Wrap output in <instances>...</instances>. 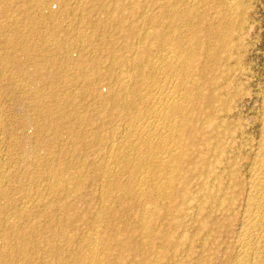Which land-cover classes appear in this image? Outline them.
Instances as JSON below:
<instances>
[{
  "label": "bare ground",
  "instance_id": "obj_1",
  "mask_svg": "<svg viewBox=\"0 0 264 264\" xmlns=\"http://www.w3.org/2000/svg\"><path fill=\"white\" fill-rule=\"evenodd\" d=\"M1 1L0 9L2 12L8 11V13H10L9 8L15 3L19 6L16 5V8L17 12L23 18L22 26L30 29L28 30L30 35L32 31H35L33 30L36 28L34 25H45L46 22H51V20H53L52 17L54 16L47 14V16H43L44 13L40 17L39 15L41 14H38L37 18V11L31 6V4L35 6L36 3L34 2V4L32 1L31 3L30 0ZM21 1L22 3L20 4L19 2ZM35 1L37 2L38 0ZM49 1L51 2H48V4L53 1L55 3L58 0ZM91 1L94 6L95 4L101 3H99L101 0L95 4L93 0ZM28 2L31 4L29 5ZM94 2L97 1L94 0ZM112 2L114 4L115 0ZM135 2V8L132 9L133 7H131L132 10L129 8L130 11L126 9V7H123L121 1L115 2L112 10H107L111 3H106L108 7L105 9V19L98 24L96 22L97 25L93 24L95 26H92L93 28L91 27V29H94V32L98 31L100 33L98 36L101 39L96 38L102 41L104 47L106 44L110 45L111 43L113 46L114 43L112 40L110 42V38L114 39L115 37L117 39L116 34V36H114V34L111 33L114 36L113 38L108 36L107 32L110 35L109 29L115 27L121 30L122 34H119H121L123 40V45L121 44L123 47L122 51L126 49L132 56L124 57L125 54H123V57H120L116 64L120 66V68L129 67V73H127V70L126 72L124 71L125 73L122 71L119 72L111 81L112 85H108V90H106L105 87V93L103 91L104 94L97 93V95L95 94V97L92 98L102 104V106L99 105L102 110H98V112L102 114L98 118V123H96L98 134L93 135L88 139V142L86 137L84 138V134H82L83 137L81 138L85 140L80 139L78 137L79 134L76 136L74 135L76 132L80 133V130L78 132L76 129L73 134V129L71 130L69 127V125H71L69 121L71 122V118L74 114H72L73 107L71 109L68 107L71 105L70 101L75 99H72V94H74V92L72 94L69 93L71 90V84H67L70 80L69 77H67L68 81L66 83H62L69 91H65L63 95H58L56 94L57 89L55 90V88H58L59 81L57 78L54 79V77L47 73L53 67L51 64L56 63V60L53 59L55 57L53 53L51 59L50 54V57L46 56L49 51L48 53L46 51L40 52L35 42H31V44L28 45L32 39L30 40V37V41L27 42L28 36L24 33L27 30L22 33H17L20 35L15 36L13 31L12 34H10L7 30L9 26L12 27L11 24L8 25L3 23L0 27V36L3 37L2 49L14 50L12 58L2 59L0 64L6 65L7 60L8 62L16 61V63L19 64L17 65L19 68L20 66L23 68L29 65L31 69V75L27 78L29 94H26V92L22 94L23 92L21 93L18 91V87L21 86L23 88L26 83V81H22L19 84L21 76H18L20 80H18L19 82L17 81L18 84H16V81H10V78V80H8V76L6 77V74H9L7 69L11 68L9 67L11 62L8 65L9 68L6 67L7 73L3 74L5 78L3 79V77L0 76V264H118V262H121L118 258L120 259V256L123 254L127 256V263L130 262L129 264H168V261L163 260V258L168 255L167 250L178 247L177 245L180 243L177 239L174 240L175 238L170 237L173 234L169 236L168 232H171L168 231V226L171 229L172 227H180L179 224L181 220L184 221L190 214H195L192 213V211H194V209H199L198 207L201 206L199 205V203H201V197L203 198V195H200V191L204 189L205 183L208 181L207 179H217V173L215 174L216 169L223 165V168L229 167L233 170V167L238 166L237 163H234V166L229 158H232L237 153L236 149L239 150V148H236L238 145H235L236 149L232 147L233 142L239 141L240 143V141L243 140V135H245V131L242 128L243 112L240 110V105L246 98L253 97L258 103V106L256 105L257 116L255 115L256 126H258V129H256L257 136H255L256 139L253 137L255 143L252 147L249 170L246 171L248 177L245 182L246 192L243 202L244 205L242 206L243 211L241 212L242 214L240 215L239 222L235 225L236 228L232 231L235 234L233 243L234 251L232 255H230L231 259H229V263L227 264H264V68L260 76V81L256 85L257 90L254 92L251 89V78L248 67V65L250 66L248 59L252 53H254V55L258 53L264 57V50H259L258 48L264 31L261 29L262 19L257 15L258 6L262 7V13H264V3L262 0H151L149 3L151 6L149 11L148 8L150 6H148V8L146 6L149 14L143 12L141 16V21L144 26L139 25L140 28L137 30L138 33L135 34L139 36V41L136 40L137 43L133 42V45L129 42L132 33H125L123 31V29H125V27H123V23H125L123 21L125 19L121 22V16L126 10L131 14H136L143 8V4L139 5V2H137V4ZM60 4L59 2L58 5ZM129 4L132 3L130 2ZM44 5L47 6L45 3ZM30 6L36 13V19L33 17L34 14L32 18L26 13L29 10L31 12ZM36 6L38 7V5ZM60 7H62V5ZM93 8L91 11H93ZM44 9L40 11L44 12ZM62 10L64 11V7ZM99 11L102 13L101 9ZM23 13L24 16H22ZM55 16L57 18L58 15ZM6 17H8V15H6ZM96 19H94V21ZM147 21L150 24H148V27L145 26ZM88 23L89 22H87V24ZM92 23H94L93 20ZM128 26L129 24L127 27ZM55 28L57 27L55 26ZM17 29L18 26L16 27V30ZM49 29L51 30V28ZM84 29L86 30V27ZM11 30L12 29H10V31ZM20 31H22V29ZM71 31L72 30H70V33ZM93 31H91L90 34L93 33ZM1 32L8 35L2 36L4 34ZM51 32L54 33L53 31ZM47 35L45 34V37H47ZM52 37L53 36H51V38ZM55 37L57 40V35ZM48 38L49 37H47V41L49 40ZM88 38L91 37L88 36ZM41 39L45 40L46 38L44 39V37H41ZM77 39L79 40L80 38ZM148 39H151L149 44L146 42ZM140 40L145 41L140 42ZM152 40L154 43L150 45ZM25 42L27 43L25 44ZM55 42L58 43L60 41L57 40ZM65 42L66 41H64V43ZM42 43L43 42H41V44ZM57 43H55V46H59L56 45ZM43 45L44 44H42V47ZM69 45L71 46L72 44ZM95 45L96 44H94V46ZM64 46L67 47L66 44ZM77 46L79 45L77 44ZM49 47L45 48L48 50L51 49L52 51L53 49ZM39 48L41 47L39 46ZM67 48L65 50H67ZM118 50L107 49L103 51H106L105 54L111 58L110 60L112 63L115 62L118 53H120ZM17 51L19 53L15 54ZM55 53L56 55L58 54L57 52ZM18 54L19 56H17ZM60 57L61 56H59V59H62L63 56ZM84 60L86 61V57ZM61 61H63V59ZM61 61L58 60L57 62ZM82 61L83 60H81V62ZM88 62L90 61L88 60ZM88 62L86 61L87 65ZM79 63L80 60H77L74 65L80 66L81 64ZM115 63L113 64L115 65ZM92 64H94V62ZM49 65H51L49 67L50 69L48 68L47 70L46 68ZM66 65L68 64L64 66ZM59 67L62 68L61 66ZM73 67L75 68V66ZM87 67L88 69L91 68L89 66ZM4 68L3 70H5ZM23 69H21V71ZM63 69H65V67ZM68 70L69 72L71 71V69ZM68 70H66V72ZM81 70L82 71L79 70L81 74L82 72H86V70ZM9 71L10 74H12L11 69ZM25 71H27V69ZM59 71L58 74L55 71L58 76ZM23 72H21L22 75L24 74ZM51 72L54 71H50V73ZM60 73H62V70ZM78 74L79 73L73 74L75 78L72 75L75 82L78 80L76 78ZM102 74L103 73H101L100 76ZM62 75H65V73ZM80 77L84 78L82 75ZM65 79L66 77L64 81ZM80 79L85 82V79ZM15 80L17 79L15 78ZM86 80L88 79L86 78ZM93 81L94 80L91 82ZM85 83L82 81V84ZM74 84L75 83L72 82V86L75 87L76 85ZM82 84H80V86ZM95 84H97V82ZM86 85L91 87L89 84ZM86 85L85 87L82 86L84 87V93L85 88L87 89ZM81 89L79 88L77 90L83 92V88ZM87 90L89 91V88ZM204 90H206V92L209 91L203 94ZM81 92L80 96L83 95ZM94 92L95 91H93V93ZM82 98H84V95ZM26 102L29 104L28 106ZM200 102L204 104L201 107ZM87 104L89 103L87 102ZM130 110H132L130 113L127 112ZM78 112L80 113V111ZM98 112H96L97 115L99 114ZM81 114L82 112L79 114V117H81ZM82 115L84 116L85 114L83 113ZM83 116L81 118H83ZM114 117L115 119L119 117L117 121L123 122V128L120 134H117L116 132L118 131H115L117 129L115 125H117V123L115 124V121L112 123V118ZM107 120L111 121L109 125L112 126V124H115L113 126H115L116 129L114 130L115 133L108 129L112 133L110 132L104 135V133L106 134V132H104L105 130L103 131L99 128L102 129V127L106 126L105 124L110 122ZM76 125L79 128L78 124ZM84 126L86 129V127L90 128L92 124L86 123ZM118 126H120V124ZM255 128L256 127L253 129ZM86 132L90 133L88 130ZM60 134L65 135V141L64 143L60 142L63 146L61 145V149L58 147L59 150H56ZM246 134L248 135V133ZM61 138V141L64 140ZM245 138L247 137L245 136ZM251 139L247 140L250 142L252 141ZM91 141L93 143H99L101 149L98 148L99 150L92 151L89 155L87 152H84V154L88 156L85 159L83 155L84 158L82 159H85V161H83L84 163L82 162L79 164L75 161L78 163L76 164L77 167L76 165L73 168L71 167L73 169V171L71 170L72 172H74V168L76 167L77 173L76 170L74 172L75 174L71 173V171L69 172L68 166L70 167L71 165L68 161L66 162V157H68V155L70 156V150L76 152L78 146H80V149H84L87 143L93 144ZM91 144L90 147H93ZM239 147L241 148V145ZM250 148H247L248 150L246 149L245 152L249 151ZM73 155H75V153H73ZM235 156L237 157V155ZM59 158H61L60 161L62 162H59L60 165L57 166V160L59 161ZM73 158L71 160L69 158L70 162H74ZM242 158L244 159V157ZM235 159L236 158H234L233 161L236 162ZM67 164L69 165L67 166ZM231 165H233V167H231ZM240 165H242V163ZM87 167H94L95 170H97L96 176L92 172L91 173L95 176L93 178V183H98V193L96 196L98 202L94 212L86 218L80 216V212L75 208L76 201L74 200L75 202H71L68 201V199L71 197V194L72 197L75 194L74 198L77 199L81 195L80 191L82 186H84L82 184L84 183V179H82L84 176L83 170L86 169L88 172ZM91 170L93 172L95 171L92 168ZM237 170L240 171V169ZM221 171L223 172V170ZM227 171L229 172V169ZM230 172H232L231 169ZM240 173V176H246V174L242 175V171ZM219 176L220 175H218V178ZM226 176L228 177L227 174ZM237 176L239 177L238 174ZM227 177L226 180L228 179ZM88 178L85 176V181ZM233 179L236 181L234 177ZM212 180L210 179V181ZM217 180L219 181V179ZM178 183H180L179 186L176 185ZM209 183L212 184V182ZM219 185L220 184H217L216 187ZM236 185H239V183H235L234 186ZM222 186L224 191V184ZM94 187H97V185H94ZM191 187L195 188L197 193L191 194V191H194ZM218 188L219 187L216 189L218 190ZM87 189L85 188V190ZM209 191L210 189H208V192ZM216 193L219 192L216 191ZM239 193L241 192H238V196ZM202 194L205 193L202 192ZM227 194L228 193L225 192V195ZM212 197L208 196L206 198L211 199ZM79 200L81 201V199ZM121 202H126V207H117ZM217 202L218 200L216 201V206L218 205ZM123 203L120 205L122 206ZM224 203L223 200V202L219 204L218 211H220V213L224 210H230V208H228L229 206L227 207ZM114 204H117V206H115L117 208L114 207ZM208 204L209 206L211 205V203ZM229 204L231 205L232 202ZM89 206L92 207L91 205ZM216 206H214V208ZM90 207H88L89 210ZM196 207L198 209H196ZM201 208L203 207L201 206ZM207 208L208 206L205 209ZM86 209L83 212H85ZM176 209H178V212L172 213ZM232 210L231 208L229 212ZM199 212L200 213L197 212L198 217L203 218L204 215L201 210ZM232 213H230V215H232ZM120 217H125L129 221L131 220L130 224H127V227L124 223V225L121 224L124 227L119 225L116 226L117 222L112 224L113 220L116 218L120 222ZM208 217L207 215V219ZM188 220H190V218H188L187 221ZM204 220L199 221L203 223ZM214 220L212 221L214 222ZM55 221L60 222L59 225L61 228L57 227L60 230L54 229L56 227L54 224ZM206 222L207 220H205V226ZM196 224L197 221L195 225ZM212 225L211 223V226ZM71 226H79V228L84 226L85 231L81 234L68 233L66 228ZM196 226H198V224ZM199 227H202L199 233L203 236H207L211 233V228L204 226ZM196 229L198 228H195V230ZM76 230H74L75 233H80L82 229H78L80 232H76ZM122 230L127 232L130 231L132 238L130 240L121 238L119 233L121 235L124 234V232L121 233ZM71 232L73 233L72 230ZM182 233L186 234V231ZM175 237L178 238L176 235ZM194 239L195 238H193V240ZM197 239L199 240V238ZM189 240H191V238ZM185 241H188V239ZM189 243L183 245H187V247L190 248L191 244ZM159 248L165 249L160 251ZM185 250L181 249L180 251H175L173 249L172 251L175 252L173 253L170 251V253H173H171V255H173L171 257L177 258L181 253H185ZM188 252H190V250ZM201 253H203L202 249ZM198 255L199 253L197 257H200ZM182 257L180 258L181 261L186 258ZM116 260L118 261L117 263L115 262ZM194 260L196 261V259ZM170 261L169 264H172L173 262L170 263Z\"/></svg>",
  "mask_w": 264,
  "mask_h": 264
},
{
  "label": "rangeland",
  "instance_id": "obj_2",
  "mask_svg": "<svg viewBox=\"0 0 264 264\" xmlns=\"http://www.w3.org/2000/svg\"><path fill=\"white\" fill-rule=\"evenodd\" d=\"M1 1V0H0ZM34 3H36V5H38V7L35 5V6H33L31 3L32 2ZM53 1V0H52ZM62 1V2H61ZM91 1V0H90ZM89 0H64V3H63V0H58V1H56L55 3H54V1L52 2V3H50V4H48V2H51V1H49V0H38L37 2L34 0H30V2H28V4L30 5L31 4V6H32V8L34 7L35 8V11H37L36 13H37V15H36V13H35V11H33L32 10V8H31V6H30V8H31V12H30V10L29 11H27L26 13H27V15L28 16H30V17H32L33 16V14H34V18L36 19V17L38 16V14H41V15H39V17L40 16H42L43 15V13H44V15L43 16H47V15H51V16H54V17H52L53 18V20H54V23H53V20H51V22L49 21V22H46V24L45 25H38V24H36V25H34V27H36V28H34L33 30H35V31H32V36L29 34V32H28V30H30L29 28H25L24 26H22L23 25V18L21 17V15L17 12V8H16V3L14 4V5H11L10 6V8H9V12L10 13H8V11L6 12V11H4V12H2V10L0 9V27L2 26V24L3 23H5V24H8V25H10L11 24V26L13 27H8V31L10 32V34H12V31L15 33L14 35L16 36V35H20V34H17V33H22V32H24V31H26V32H24L25 33V35L26 36H28V41L27 42H29L31 39V41H30V43H28V45L29 44H31V42H35V44H36V46L38 45V49L40 50V52H47L48 53V51H49V53H48V55L46 54V56L48 57L49 56V54H50V58L52 59V53H53V55L55 56L53 59H55L56 60V63H54V64H51L53 67V69L51 68H49L51 65H49L46 69L48 70V68L50 69L47 73L49 74V75H51L52 77H54V79L55 78H57V80L59 81L58 82V88L56 87L55 88V90H56V94H60V95H63L64 93H65V91H69L68 89H66L65 88V85L64 84H62V83H66L67 81H68V79H67V77H69V83L67 82V84H71L70 86H71V90L69 91V93H73L74 92V94H72V99H74V100H72V101H70V103H71V105H69V107L68 108H72V111H73V113L72 114H74V116L71 118V122L69 121V124H71V125H69V127H70V129L72 130V132H73V134H74V132H75V130L76 131H78L79 132V130H80V133H77L76 132V134H74L75 136L76 135H78L79 134V138L80 139H84L85 137H86V140H87V142H88V139H90L93 135H95V134H98V129H97V127H96V123H98V118L100 117V115L102 114V113H99L98 112V110L100 111V110H102L101 109V107H99V105H101L102 106V104H100L98 101H95V99H92V98H94L95 97V94L97 95V93H100V94H104L105 93V87H106V90H108L107 88L109 87L108 85H112L111 84V81L114 79V77L116 76V75H118L119 74V72H126V70H127V73H129V71H130V68L128 67H121L122 68V70H121V68H120V66H118V65H116L117 63H118V59H120V57H123V54H125L124 55V57H130V56H132V54L130 53V52H127V50L126 49H124L123 51H122V49H123V47H122V45H123V40H122V38H121V30H119V29H116L115 27H111L109 30H110V35H109V33L107 32V34H108V36H110V37H114V36H116L117 35V39H119V37H120V39L119 40H117L115 37H114V39H111L110 38V42H111V40L113 41V46H112V43L109 45V44H106L105 45V47H104V45H102V41L101 40H99V39H97V38H100L98 35H100V33L97 31V32H94L93 30L94 29H91V27L93 26H95V25H97L98 23H100V22H102L104 19H105V16L106 15H104V13H105V9H107V5H106V3H108V4H110V6L108 7V9L107 10H112V8H113V5L115 4V2H117V1H121V3L122 2H124V3H122V5H123V7H126V9H128L129 10V8H130V10H132V9H134L135 7H134V2H135V0H115V2H114V4H113V2L112 1H114V0H101V1H99V0H96L97 2H94V0H93V3L95 4V3H98V1H99V3L100 4H95V6L92 4V1L90 2ZM109 1V2H108ZM150 1L151 0H136V4H137V2H139V5H142V7L143 8H141L140 9V11L138 12V13H134V14H131V13H129V11H125L123 14H122V16H121V22L123 21V22H125V23H123L122 25H123V27H125V29H123V31L125 32V33H128V32H131L132 33V37H130V39H129V42L131 43V44H133L134 45V43H137L136 42V40L137 41H139V36L137 35H135V34H137L138 33V28H140V26H144L143 24H142V19H141V16H142V13L144 12V13H147V14H149V12H147V8H148V6H150L149 5V3H150ZM2 2V1H1ZM0 2V3H1ZM59 2L61 3L60 5H58L59 4ZM103 2V3H102ZM132 3V4H129V3ZM262 2L264 3V1L262 0ZM20 4L22 3V1L21 2H19ZM34 3V4H35ZM44 3L45 4H47V6L46 5H44ZM63 3V4H62ZM69 3V4H68ZM127 3H128V5H127ZM66 4V5H65ZM106 6H105V5ZM147 4V5H146ZM62 5V7H60ZM64 5V6H63ZM103 8V7H106V8H101L100 6ZM18 6V5H17ZM43 6H45V7H43ZM68 6V7H67ZM130 6V7H129ZM146 6H147V8H146ZM211 6V5H210ZM19 7V6H18ZM41 7V8H40ZM59 7H60V9H59ZM63 7H64V11L62 10L63 9ZM93 8V11H91V9ZM97 7V8H96ZM99 7V8H98ZM131 7H133L132 9H131ZM7 8V9H8ZM45 8V9H44ZM50 10H49V9ZM96 8V9H95ZM151 8V6L148 8V11H149V9ZM212 8V7H211ZM261 8V9H260ZM6 9V10H7ZM44 9V12L43 11H40V10H43ZM48 9V10H47ZM69 9V10H68ZM85 9V10H84ZM101 9V12L102 13H100V10ZM145 9H146V12H145ZM259 9V10H258ZM12 10V11H11ZM13 10H14V12H13ZM67 10V11H66ZM59 11V12H58ZM62 11V12H61ZM69 11V12H68ZM11 12H13V13H11ZM47 12V13H46ZM48 12H49V14H48ZM54 12V13H53ZM56 12H57V14H56ZM89 12V13H88ZM91 12V13H90ZM263 12V10H262V7H260V6H258V8H257V15H258V17H260L261 19H262V26H261V29H262V31H264V21H263V19H264V13H262ZM8 13V14H7ZM18 13V14H17ZM52 13V14H51ZM60 13V14H59ZM69 13V14H68ZM95 13V14H94ZM262 13V14H261ZM47 14V15H46ZM72 14V15H71ZM99 14V15H98ZM106 14V13H105ZM141 14V15H140ZM6 15H8V17H6ZM10 15V16H9ZM17 15V16H16ZM35 15H36V17H35ZM55 15H58L57 16V18H56V16ZM71 15V16H70ZM77 15V16H76ZM89 15V16H88ZM22 16H24V13L22 14ZM74 16V17H73ZM127 16V17H126ZM140 16V17H139ZM32 17V18H33ZM89 17V18H88ZM123 17V18H122ZM126 17V18H125ZM131 17V18H130ZM16 18V19H15ZM38 18V17H37ZM97 18V19H96ZM8 19V20H7ZM10 19V20H9ZM11 19H12V22H11ZM88 19V20H87ZM94 19H96L95 21H94ZM22 20V21H21ZM92 20H93V22L94 23H92ZM137 21V22H136ZM10 22V23H9ZM13 22H14V24H13ZM87 22H89L88 24H87ZM96 22H97V24H96ZM148 22V21H147ZM146 22V25L145 26H147L148 27V24H149V22L147 23ZM92 23V24H91ZM132 23V24H131ZM135 23V24H134ZM18 24V25H17ZM93 24H95V25H93ZM129 24V26L127 27V25ZM48 25V26H47ZM52 25V26H51ZM89 25V26H88ZM140 25V26H139ZM150 25V24H149ZM18 26V29L16 30V27ZM44 26V27H43ZM55 26L57 27V28H55ZM62 26V27H61ZM131 26H132V29H134V30H132L131 29ZM21 27V28H20ZM46 27H47V29H46ZM86 27V30L84 29ZM92 27V28H93ZM130 27V28H129ZM44 28V29H43ZM49 28H51V30L49 29ZM64 29V31H63V29ZM89 29V31H88V29ZM113 28V29H112ZM10 29H12L11 31H10ZM15 29V30H14ZM22 29V31H20V30ZM44 30V32H43V30ZM54 29H55V31H54ZM83 29V30H82ZM117 31H116V30ZM130 29V30H129ZM19 30V31H18ZM41 30V31H40ZM49 31V33H48V31ZM67 30V31H66ZM70 30H74L73 32L71 31V33H70ZM81 31V33H80V31ZM85 30V31H84ZM108 30V31H109ZM115 30V31H114ZM118 30H119V32H118ZM51 31H53L54 33H52ZM58 33H57V32ZM66 31V32H65ZM69 31V32H68ZM91 31H93V33H91L90 34V32ZM5 32H7V31H5ZM8 32V33H9ZM28 32V33H27ZM46 32V33H45ZM61 32H62V34H61ZM65 32V33H64ZM79 33V35H81V36H79L78 35V33ZM82 32H85V33H87V34H85V33H82ZM134 32V33H133ZM1 33H3V32H1ZM23 33V34H24ZM51 33V34H50ZM60 33V34H59ZM68 33V34H67ZM77 33V34H76ZM114 34V36L112 35V34ZM119 33H121V34H119ZM169 33H170V31H169ZM4 35H2V36H5V35H8V34H6V33H3ZM44 34V35H43ZM45 34L47 35V37H49L48 39V41H47V37H45ZM74 34V35H73ZM75 34H76V36H75ZM83 34V35H82ZM116 34V35H115ZM57 35V40L58 41H60V42H55V41H57L56 40V36ZM65 37H64V36ZM112 35V36H111ZM120 35V36H119ZM170 35H171V33H170ZM51 36H53L52 38H51ZM88 36L89 37H91V38H88ZM119 36V37H118ZM31 37V38H30ZM41 37L43 38L44 37V39L45 40H43V39H41ZM63 37V38H62ZM73 37H76V38H73ZM97 37V38H96ZM29 38H30V40H29ZM71 38V39H70ZM77 38H80L79 40L77 39ZM87 38V39H86ZM2 39H3V37H1L0 36V61H2V59H4V58H6V59H10V58H12V56L14 55V53H13V49H2ZM35 39H37V40H35ZM52 39V40H51ZM53 39H54V43H53ZM62 39H63V46H62ZM75 39V40H74ZM86 39V40H85ZM88 39H89V41H88ZM101 39V38H100ZM42 40V41H41ZM72 42H71V41ZM96 40V41H95ZM150 40L151 39H148V40H146V42L149 44V42H150ZM37 41V42H36ZM45 41H46V44H45ZM51 41V42H50ZM64 41H66L65 43H64ZM85 41V42H84ZM98 41V42H97ZM118 41V42H117ZM145 41V40H144ZM144 41H142V40H140V42H144ZM260 46H258V48H259V50H264V32L262 33V36H261V39H260ZM27 42H25V44L27 43ZM41 42H43L42 44H44L43 45V47H42V44H41ZM74 42V43H73ZM134 42V43H133ZM55 43H57L56 45H59V46H55ZM76 43V44H75ZM98 43H99V46H98ZM109 43V42H108ZM117 43V44H116ZM153 43H154V41L152 40L151 41V43H150V45H153ZM49 44V45H48ZM54 44V45H53ZM66 44V46L67 47H69V48H67V47H65L64 45ZM68 44V45H67ZM69 44H72L71 46L69 45ZM77 44L79 45V46H77ZM94 44H96L95 46H94ZM116 44V45H115ZM122 44V45H121ZM101 45V46H100ZM107 45H108V47H107ZM121 45V46H120ZM20 46V45H19ZM39 46L42 48V50H41V48H39ZM46 48H48L49 46V48H52L53 50L51 51V49H46ZM52 46V47H51ZM82 46V47H81ZM89 46V47H88ZM57 48V51H56V48ZM60 47V48H59ZM115 47V48H114ZM121 47V48H120ZM55 48V49H54ZM63 48V49H62ZM67 48V50H65ZM88 48H91V49H93V50H91V49H88ZM105 48H107V49H116V50H118V48H119V50H118V52H120V53H118V56L116 57L117 59L115 60V62H112L111 63V58L110 57H108L105 53H106V51H103V50H107V49H105ZM1 49H2V51H1ZM103 49V50H102ZM61 50H62V52H61ZM65 50V51H64ZM5 51H6V53H5ZM67 51V52H66ZM93 51V52H92ZM96 51V52H95ZM121 51H122V53H121ZM3 52V53H2ZM55 52H57L58 54L56 55V53ZM63 52H64V54H63ZM66 52V53H65ZM3 55H2V54ZM16 53H19L18 51L17 52H15V54ZM59 53H61V54H59ZM68 53V54H67ZM13 54V55H12ZM82 54V55H81ZM7 55V56H6ZM42 55V54H41ZM66 55V56H65ZM105 55V56H104ZM3 56V57H2ZM17 56H19V54L17 55ZM59 56H63L62 57V59H63V61H61L62 59H59ZM69 56H71V57H69ZM82 56V57H81ZM86 57V61L88 62V60L90 61V62H88V65H87V63H86V61L84 60V58ZM60 57V58H61ZM80 57H81V59H80ZM84 57V58H83ZM105 57V58H104ZM119 57V58H118ZM258 57V58H257ZM263 58V59H261V58ZM16 58H19V57H16ZM94 58V59H93ZM99 58V59H98ZM67 59H69V60H71V61H69V60H67ZM75 59V60H74ZM88 59V60H87ZM261 59V60H260ZM61 61V62H57V61ZM77 60H80V63L79 64H81L80 66L79 65H74V63L76 64V62H77ZM81 60H83L82 62H81ZM96 60V61H95ZM98 60V61H97ZM67 61H69V62H67ZM75 61V62H74ZM110 61V62H109ZM11 62V63H10ZM10 62H8V60H7V64L6 65H1L0 66V76L1 77H3V76H5V75H3V74H6L7 72H9V74H6V77L8 78V80H10V81H16V84H18V82L20 81L19 80V77L21 78V81L19 82V84L23 81V82H25L26 81V83L24 84L25 85V87H18V91L19 92H23L22 94H25V92H26V94H29V85H28V81H27V78H29L30 77V75H31V69H30V66L29 65H26V66H24L23 68H21L22 66H20V68L17 66V65H19L18 63H16V61H10ZM14 62V63H13ZM66 62V63H65ZM94 62V64H92ZM98 62V63H97ZM248 62L250 63V66L248 65V67H249V75H250V78H251V89H252V91H256L257 89H256V85L258 84V82L260 81V76L262 75L261 73H262V70H263V68H264V63H261V62H264V57H262L260 54H258V53H255V55H254V53H252L250 56H249V59H248ZM252 62V63H251ZM9 63H10V65H9ZM63 63V64H62ZM85 63V64H84ZM102 63V64H101ZM113 63H115V65L113 64ZM14 64V65H13ZM65 64H68V65H66V66H64ZM83 64V65H82ZM98 64H99V66H98ZM113 64V65H112ZM263 65V67H262V65ZM8 65H9V67H11V68H9L8 67ZM85 65V66H84ZM89 66V67H91V68H89L88 69V67L87 66ZM96 65H97V67H96ZM5 68H4V67ZM12 66H13V68H12ZM28 66H29V68H28ZM59 66H61L62 68H60ZM65 67V69L66 70H68V69H71V71L69 72V70L66 72V70L65 69H63L64 67ZM68 66V67H67ZM73 66H75V68L73 67ZM82 66V67H81ZM6 67H8L9 69H7ZM26 67V68H25ZM74 69H73V68ZM250 67H251V70H250ZM2 68V69H1ZM3 68L5 69V70H3ZM60 68V69H59ZM83 69V71H85L86 70V72H82V74H81V72L80 71H82L81 69ZM86 68V69H85ZM99 68V69H98ZM118 68H120V69H118ZM125 68V69H124ZM6 69L8 70L7 72H6ZM11 69V73L12 74H10V70ZM21 69H23L24 70V72H23V70L21 71ZM27 69V71H25ZM80 71H79V70ZM92 69V70H91ZM253 69V70H252ZM4 72H3V71ZM62 70V73H60V71ZM65 70V71H64ZM77 70V71H76ZM101 70V71H100ZM107 70V71H106ZM110 70V71H109ZM50 71H56L57 72V74H58V71H59V76L61 75L62 77H66V79H65V81H64V78H62L61 76L59 77L57 74H56V72L54 73V72H51L50 73ZM76 71V72H75ZM88 71V72H87ZM90 71H91V73H90ZM98 71V72H97ZM115 71V72H114ZM3 72V73H2ZM21 72H23L24 74L22 75V73ZM79 73V74H81L82 76H84V78L83 77H80L81 75H76V78L78 79L76 82H75V75H73V74H75V73ZM108 72V73H107ZM124 72V73H125ZM14 73V74H13ZM21 73V74H20ZM54 73V74H53ZM65 73V75H62V74H64ZM68 73H70V74H68ZM83 73H88V74H83ZM101 73H103V74H105V75H101L100 76V74ZM107 73V74H106ZM18 74H20V75H18ZM67 74V75H66ZM10 75V76H9ZM11 75H12V77H11ZM71 75V76H70ZM72 75H73V77H72ZM90 75V76H89ZM107 75V76H106ZM19 76V77H18ZM59 77V79H58V77ZM79 76V77H78ZM86 76H88V77H86ZM92 76V77H91ZM99 76V77H98ZM105 76V77H104ZM96 77H98V78H96ZM105 79H104V78ZM109 77V78H108ZM5 77H3V79H4ZM6 78V79H7ZM10 78V79H9ZM15 78L17 79V80H15ZM62 78V79H61ZM73 78V79H72ZM80 78H82V79H85V82H84V80H82L83 81V83H85V84H82V81H81V79ZM86 78L88 79V80H86ZM100 78H102V79H100ZM259 78V79H258ZM14 79V80H13ZM60 79H61V81H60ZM19 80V81H18ZM92 80H94L93 82H95L96 80H98L99 81V84H98V81H96L97 82V84H95V83H93V82H91ZM101 80V81H100ZM18 81V82H17ZM64 81V82H63ZM88 81H89V83H88ZM108 81H109V84H108ZM72 82L73 83H75L74 85H76L75 87L74 86H72ZM92 84H91V83ZM255 82V83H254ZM27 84V85H26ZM66 84V85H67ZM79 84V85H78ZM80 84H82L81 86H80ZM86 84H89V85H91V87H89L88 85H86ZM94 84V85H93ZM85 85H86V87H87V89L89 88V91L85 88V93H84V87H85ZM95 85H96V87H95ZM82 86H84V87H82ZM94 86V87H93ZM98 86H100V87H98ZM72 87H73V90H72ZM20 88V89H19ZM21 88H22V91H21ZM25 88V89H24ZM27 88V89H26ZM75 88V89H74ZM81 89V88H83V92H81L82 91V89H81V93L84 95V98H82L83 97V95L82 96H80V92L77 90V89ZM255 88V89H254ZM9 89H10V87H9ZM54 89V88H53ZM100 89V90H99ZM23 90H26V91H23ZM60 90V91H59ZM87 91V92H86ZM93 91H95L94 93H93ZM97 91V92H96ZM103 91H104V93H103ZM209 91V90H208ZM207 91V92H208ZM57 92H59V93H57ZM90 92V93H89ZM107 92V91H106ZM206 92V90H204L203 91V94H205V93H207ZM88 93H89V95H88ZM93 94H94V96H93ZM76 95V96H75ZM85 95H87V96H85ZM86 97V98H85ZM92 99V100H91ZM87 102L89 103V104H87ZM251 102V103H250ZM73 103V104H72ZM244 103V104H243ZM240 106V110L243 112L242 114H243V122H242V128L244 129V131H245V135H243L244 137H242L243 138V140H241L240 141V143H239V141L238 142H233V144H232V147L234 148V149H236V148H239V150L238 149H236V154L235 155H237V157L235 156H233L232 158H229L230 160H231V163L235 166V164L237 163V165L238 166H236V167H233V165H231V167H233V170H232V168H226V167H224L223 168V165L220 167V168H218V169H216L215 171V174H216V176H217V179H219V181L217 180V179H214V180H212V178H210L212 181H210V179H207L208 181L205 183V187H204V189H201L202 191H200V195L202 196L203 195V198L201 197V200H200V202L201 203H199V205H201L203 208H201V206H199L198 208L201 210V212H202V214L204 215L203 216V218H200V217H198V214H197V212L198 213H200L199 211V209L196 207V209H198V210H195L194 209V211H192V213H195V214H190V216L188 217V218H190V220H188L187 221V219H185L184 221L183 220H181L180 221V227H172V229L171 228H169V226H168V231H170L171 233H169L168 231V234H169V236L171 235V234H173V235H171L170 237L171 238H175L174 240H178L180 243H179V245H177L178 247H175V248H172V249H168L167 251V257H165V258H163V260L164 261H168V264H169V261H170V263L171 262H173L172 264H195V263H197V264H227V263H229V259H231L230 258V255H232V253H233V251H234V236H235V234H234V232H232L233 231V229L234 228H236V224L239 222V219H240V215L242 214L241 212L243 211V205H244V197H245V192H246V190H245V182H246V180H247V177H248V173L246 172V171H248L249 170V163H250V158L252 157V147H253V145H254V143H255V141L253 140V137H254V139H256V137L255 136H257V130L256 129H258V126H256L257 125V123H256V121H255V118H256V116H257V106H258V103H257V100L253 97V98H246L245 100H244V102H243ZM250 103V104H249ZM26 104H27V106L29 105L27 102H26ZM200 104H201V102H200ZM199 104V105H200ZM77 107H76V106ZM204 104H201L200 105V107L201 106H203ZM257 105V106H256ZM71 106V107H70ZM252 106H253V108H252ZM249 107V108H248ZM251 107V108H250ZM96 108V109H95ZM98 108V109H97ZM103 108V107H102ZM256 108V109H255ZM252 109V110H251ZM86 112H85V111ZM133 110V109H132ZM132 110H130V111H127V112H131ZM255 110V111H254ZM71 111V112H72ZM78 111H80V113L82 112V114L84 113L85 115L83 116L82 114L80 115L81 117L83 116V118H81V117H79V112ZM254 111V112H253ZM93 112H94V114H93ZM96 112H98L99 114L97 115V113ZM102 112V111H101ZM251 114H250V113ZM253 112V113H252ZM79 113V114H78ZM247 113V114H246ZM78 114V115H77ZM88 114V115H87ZM96 114V115H95ZM76 115V116H75ZM254 115V116H253ZM256 115V116H255ZM92 116H94L95 117V119H94V117H92ZM98 116V117H97ZM93 118V119H92ZM96 118H97V120H96ZM117 118V117H116ZM119 118V117H118ZM118 118L117 119H115V117L114 118H112V123L115 121V124L117 123V125H115V124H112V126L113 125H115L116 127H117V129H116V127L115 126H111V125H109V124H111V121L110 120H107V121H110L109 123H107V124H105L106 126H104V127H102V129L101 128H99L100 130H105L104 132H106V134L104 133V135H107V134H109L111 131L112 132H114V130L115 131H118V132H116L117 134H120L121 133V130H122V128H123V122H121V121H117L118 120ZM79 119H80V121H79ZM82 119H83V121H82ZM89 119V120H88ZM114 119V120H113ZM90 121V122H88V121ZM94 120H96V121H94ZM194 120V119H193ZM78 121V122H77ZM106 121V122H107ZM195 121V120H194ZM80 122V123H79ZM82 122V123H81ZM93 122V123H92ZM119 122V123H118ZM92 124V126L90 127V128H87L86 127V129H85V124ZM76 124H78V126H79V128L77 127V125ZM80 124V125H79ZM120 124V126H118ZM81 126V127H80ZM244 126H245V128H244ZM107 127V128H106ZM254 127H256L255 129H253ZM104 128V129H103ZM96 129V130H95ZM107 129V130H106ZM108 129H110V130H108ZM81 130H83V131H81ZM89 131L90 133H87L86 131ZM252 130V131H251ZM255 130V131H254ZM92 131V132H91ZM247 131V132H246ZM111 132V133H112ZM253 132V133H252ZM86 133H87V136H86ZM115 133V132H114ZM246 133H248V135L246 134ZM256 135H255V134ZM81 134V135H80ZM82 134H84V138H81V137H83V135ZM89 134V135H88ZM245 136L247 137V138H245ZM62 137V138H61ZM251 137H252V139H251ZM60 138L61 139H64L65 138V135H63V134H60V136H59V140H58V143H57V145H56V150H59L58 149V147H60L61 145L63 146V144H61L60 142H62V143H64V141H65V139L64 140H60ZM252 140V141H248V140ZM85 140V139H84ZM248 142H247V141ZM245 141V142H244ZM90 142V141H89ZM92 142V141H91ZM93 143V142H92ZM243 143H245V144H243ZM249 143V144H248ZM251 143V144H250ZM91 144V143H90ZM90 144L89 143H87V145H86V148H79L80 146H78L76 149V152H77V154H76V152H73L72 150H70V156L68 155V157L70 158V160L73 158V160H74V162L72 161V162H70V160H69V158L68 157H66V162L68 161L69 163H70V167L68 166L69 164H67V166H68V170H69V172L72 170L73 171V167L76 165V164H80V163H82L83 161H85V159L88 157L87 156V154L89 155L90 154V152H92V151H97V150H99V149H101V146H100V144L99 143H93V144H91L93 147H90ZM94 144H95V146H94ZM96 144H98V145H96ZM235 145H238L237 147L235 146ZM241 145V148L239 147ZM242 145H244L245 146V148H244V146H242ZM249 147H248V146ZM251 145V146H250ZM61 146V147H62ZM85 146V145H84ZM247 146V147H246ZM61 147H60V149H61ZM87 147H90V148H87ZM94 147H96V148H94ZM236 147V148H235ZM251 147V148H250ZM99 148V149H98ZM247 148H250L249 149V151H246L245 152V150L247 149ZM72 149V148H71ZM83 150H85V151H83ZM87 150V151H86ZM91 150V151H90ZM248 150V149H247ZM84 152H87V154L85 155L84 154ZM239 152V153H238ZM250 152V153H249ZM73 153H75V155H73ZM235 153V152H234ZM244 154H245V156H244ZM251 154V155H250ZM73 157H72V156ZM85 156V159H82V158H84V156ZM243 155V156H242ZM250 155V156H249ZM83 156V157H82ZM240 156V157H239ZM248 156V157H247ZM81 157V158H80ZM91 157V156H90ZM242 157H244V159L242 158ZM234 158H236L235 160H236V162L235 161H233L234 160ZM239 158H240V160H239ZM60 159L61 158H59V161L57 160V162H58V165L57 166H59L60 164H59V162L61 163L62 161H60ZM80 159V160H79ZM243 159V160H242ZM246 159H248V160H246ZM239 160V161H238ZM242 160V161H241ZM78 162V163H76V162ZM81 161V162H80ZM246 161V162H245ZM248 161V162H247ZM56 162V163H57ZM240 162V163H239ZM84 163V162H83ZM230 163V162H229ZM235 163V164H234ZM242 163V165H240ZM246 163V164H245ZM248 165V166H247ZM242 166V167H241ZM246 166V167H245ZM72 167V168H71ZM76 167H77V165H76ZM74 168V172H75V170L77 169V168ZM71 168V169H70ZM86 168V167H85ZM88 168V167H87ZM91 168L93 169V170H95V168L94 167H89L88 168V172L86 171V169H84L83 170V173H84V176H83V178L82 179H84V183H82L84 186H82V188H81V195L79 196V198L77 199V198H74L75 197V194H74V196L72 197V194L70 195L71 197H69V199H68V201H71V202H75L76 203V206H75V208L80 212V216H84V217H89L90 215H91V213L92 212H94V209H96V207H97V202H98V199L96 198V196H97V191H98V183L96 184L95 182L93 183V178L97 175L96 174V171L97 170H95L94 172L91 170ZM223 168V169H222ZM248 168V169H247ZM219 169H221V170H223V172L221 171V170H219ZM229 169V172H230V169H231V171L232 172H234V173H232V172H228L227 170ZM237 169H240V171H238ZM246 169V170H245ZM226 170V171H225ZM234 170H236V171H234ZM71 171V173H74V172H72ZM86 171V172H85ZM219 171V172H218ZM225 171V172H224ZM238 171V172H237ZM242 171V175H244V174H246V176L244 175V177L243 176H240L241 175V172ZM245 173H244V172ZM95 175H93L92 173ZM76 173H77V170H76ZM85 173H86V175H85ZM92 176H90L89 174ZM220 173V174H219ZM236 173V174H235ZM240 173V174H239ZM75 174V173H74ZM226 174L228 175V177L226 176ZM232 174V175H231ZM237 174L239 175V177L237 176ZM218 175H220L219 176V178H218ZM234 175V176H233ZM236 175V176H235ZM85 176H86V178H88V179H86V181H85ZM88 176V177H87ZM228 178L227 180H226V177ZM233 176L235 179H236V181L233 179V177L231 178V177ZM231 178V180H230V178ZM237 177V178H236ZM246 178V179H245ZM224 179V180H223ZM234 180V182L237 184V183H239V185H236V186H234L235 185V183L233 182V180ZM239 179V180H238ZM244 181H242V180ZM221 180V181H220ZM226 180V181H225ZM225 181V182H224ZM229 183H228V182ZM83 182V181H82ZM89 182H90V184H89ZM209 182H212V184L211 183H209ZM218 182V183H217ZM221 182V183H220ZM241 182H243V183H241ZM224 184V186H225V188H224V191H223V184ZM226 183V184H225ZM231 183V184H230ZM232 183H234V184H232ZM217 184H220L219 186H217V187H219L218 188V190L216 189L217 187H216V185ZM240 184H242V185H240ZM94 185H97V187H94ZM177 186H179L180 185V183H178V184H176ZM212 185H214L215 186V188H214V186H212ZM228 185H229V188H228ZM89 186V187H88ZM93 186V187H92ZM192 186V185H191ZM221 186V187H220ZM241 186V187H240ZM242 186H243V188H242ZM87 187H88V189H87ZM91 187V188H90ZM209 187V188H208ZM85 188L87 189V190H85ZM194 191H191V194H195V193H197L196 191V189L195 188H193V187H191ZM242 190H241V189ZM208 189H210V191L208 192ZM213 189H216V190H213ZM228 189V190H227ZM232 189H233V192H232ZM240 189V190H239ZM90 190V191H89ZM204 190V191H203ZM88 191H89V193H88ZM216 191H218L219 193H216ZM242 191H243V193H242ZM94 192V193H93ZM202 192H204L205 194H202ZM223 192V193H222ZM225 192L226 193H228L227 195H225ZM231 193V195H230V193ZM238 192H241V193H239V196H238ZM90 193H91V195H90ZM94 195H93V194ZM216 193V194H215ZM233 193V194H232ZM87 194V195H86ZM208 194V195H207ZM237 194V195H236ZM205 195V196H204ZM214 195H215V198H214ZM218 195H219V197H218ZM90 196H91V198L93 199H91L90 198ZM212 197L211 199H207L206 197ZM225 196V197H224ZM235 196V197H234ZM229 197V198H228ZM238 199H240V200H238ZM90 198V199H89ZM206 198V199H205ZM218 198V199H217ZM232 198V199H231ZM234 198V199H233ZM79 199H81V201L79 200ZM177 199V198H176ZM207 201V200H209V201H207L208 203H211V205L210 206H213V207H210L209 206V204L205 201V200ZM212 199H213V201H212ZM218 200V202L220 201V200H222V201H220L219 203L217 202V206H216V201ZM229 199V200H228ZM239 201V203H238V201ZM243 199V200H242ZM75 200V201H74ZM78 200V201H77ZM215 200V201H214ZM223 200H224V205H227V207L228 208H230V210H231V208L234 210H232L231 212H229L230 210L228 209V210H224L222 213H220V211H218V209H219V204L221 203V202H223ZM233 200V201H232ZM205 201V202H204ZM232 202V204L230 205L229 203H231ZM235 201H236V203H235ZM79 202V203H78ZM91 202V203H90ZM77 203H78V205H77ZM89 203V204H88ZM121 203H123V202H121ZM120 203V204H121ZM204 203H207V204H204ZM215 203V204H214ZM118 204V203H117ZM117 204H114V207L115 206H117ZM118 205L117 207H119L120 206V208L122 207H126V202H124L123 204H122V206L121 205ZM204 204V205H203ZM214 204V205H213ZM81 205H83V206H81ZM88 205V206H87ZM89 205H91L92 207H90ZM95 205V206H94ZM236 205H237V208H236ZM205 206V207H204ZM208 206V208L207 209H205L206 207ZM214 206H216L215 208H214ZM239 206V207H238ZM87 209H86V208ZM88 207H90V210H89V208ZM117 207H115V208H117ZM92 208V209H91ZM234 208H236V209H234ZM80 209V210H79ZM86 209V211L85 212H83L84 210ZM203 209H205V210H203ZM209 209V210H208ZM216 209H217V211H216ZM214 210H215V212H214ZM205 212V214H204V212ZM207 211V212H206ZM90 212V213H89ZM130 212V211H129ZM176 212H178V209H176V210H174L172 213H176ZM210 212H211V214H210ZM233 212V213H232ZM84 213V214H83ZM230 213H232V215H230ZM221 214V215H220ZM197 215V216H196ZM207 215L209 216L208 217V219H207ZM216 215V216H215ZM225 216V217H224ZM194 217H196V218H194ZM217 217V218H216ZM123 218H124V221H125V217H120V222H119V220L116 218L115 220H113V222H112V224H115L116 222V226L117 225H119V226H122V225H124L125 224V226L128 224H130V222H131V220L129 221L128 219H126V221L124 222L123 221ZM121 219H122V221H121ZM195 219H198V220H195ZM207 220V222H206V226H205V220ZM215 219V220H214ZM218 219V220H217ZM220 219H222V220H220ZM116 220H118V221H116ZM128 220V221H127ZM203 221L204 220V222L202 223V222H200V221ZM212 220H214V222L212 221ZM191 221H192V225H191ZM195 221V222H194ZM196 221H197V224H198V226H196L195 225V223H196ZM219 221V222H218ZM57 221H55V228L54 229H58V228H61L60 227V225H59V223L60 222H57ZM128 222V223H127ZM189 222V223H188ZM194 222V223H193ZM213 224L212 226H211V223ZM218 222V223H217ZM124 223V224H123ZM181 223H182V225H181ZM187 223V224H186ZM208 223V224H207ZM57 224V225H56ZM122 224V225H121ZM214 224H216V225H214ZM59 225V226H58ZM195 225V226H194ZM70 226V225H69ZM184 226H186V227H184ZM199 226H204V227H209V228H211L212 230H211V233H209V235H207V236H203L201 233H199L201 230V228L202 227H199ZM211 226V227H210ZM228 226V227H227ZM230 226V227H229ZM58 227V228H57ZM75 227V228H74ZM122 227H124V226H122ZM127 227V226H126ZM70 228V229H69ZM74 228V229H73ZM185 228V229H184ZM187 228V229H186ZM195 228H198V229H196L195 230ZM77 229V230H76ZM78 229H82L81 230V232H80V230L78 231ZM85 227L84 226H82V228L80 227L79 228V226L77 227V226H71V227H67L66 228V230L68 231V233H71V234H81L82 232H84L85 230ZM167 229V228H166ZM171 229V230H170ZM173 229H174V231H173ZM183 231H182V230ZM189 229V230H188ZM216 230V231H214V230ZM58 230H60V229H58ZM71 230L73 231V233L71 232ZM74 230H76V232H80V233H75V231ZM70 231V232H69ZM174 233H173V232ZM176 231H177V233H178V235H177V233H176ZM184 231H186V234L184 233H182V232H184ZM196 231H198V232H196ZM214 231V232H213ZM124 232V234H120L119 233V236L121 237V238H124V239H128V240H130L131 238H132V235H131V232L129 231V232H127V231H121V233H123ZM188 232V233H187ZM197 234H199V235H197ZM230 232V233H229ZM128 235H127V234ZM130 233V234H129ZM195 233V234H194ZM213 233H214V235H213ZM218 233V234H217ZM183 235V236H180V235ZM189 234V235H188ZM195 236H194V235ZM226 234V235H225ZM125 235V236H124ZM126 235H127V237H126ZM129 235H130V237H129ZM175 235L178 237V238H176L175 237ZM202 235V236H201ZM124 236V237H123ZM188 236V237H187ZM198 236V237H197ZM129 237V238H128ZM181 237V238H180ZM232 237V238H231ZM191 238V240L193 241H191V240H189ZM193 238H195L194 240H193ZM197 238H199V240L197 239ZM188 239V241L190 242H188V241H185V240H187ZM201 239V240H200ZM196 240H198V241H196ZM206 240V241H205ZM195 241V242H194ZM201 241V242H200ZM183 242H185V243H183ZM197 242H199L200 243V245H199V243H197ZM181 243H183V244H187V243H189V244H191V246H190V248L189 247H187V245H183V244H181ZM210 243V244H209ZM219 243V244H218ZM230 243V244H229ZM181 244V245H180ZM188 244V245H189ZM202 245H203V247H202ZM226 247H225V246ZM196 247H197V249H196ZM178 248V249H177ZM188 248V249H187ZM200 248V249H199ZM204 248V249H203ZM225 248V249H224ZM160 249V251L161 250H164V249H161V248H159ZM175 250V251H180L181 249H183V250H185L186 252L185 253H181L182 255H183V257H186V258H184V260L182 259V261L180 260V258L182 257V255H181V257H180V255L176 258V257H171V256H173V255H171V253L173 252H175V251H172V250ZM201 249H202V252L203 253H201ZM190 250V252H188V251ZM199 250V251H198ZM204 250V251H203ZM170 251H172L171 253H170ZM196 251V252H195ZM191 252H193V253H191ZM172 253V254H173ZM188 253V254H187ZM190 253H191V255H190ZM199 253V255L198 256H200V257H197V254ZM202 254V256H201V254ZM186 255V256H185ZM210 255V256H209ZM189 256V257H188ZM197 258H196V257ZM205 256H206V258H205ZM122 257V258H121ZM180 257V258H179ZM182 257V258H183ZM188 257V258H187ZM208 257H210V258H212V259H210V258H208ZM124 258V259H123ZM179 258V259H178ZM200 258H202V259H200ZM168 259V260H167ZM177 259V260H176ZM190 259H191V261H190ZM194 259H196V261L194 260ZM206 259H208V260H206ZM214 259V260H213ZM118 260H121V262H118L117 260L115 261L116 263L118 262V264L119 263H123V264H129V263H127L128 262V258H127V256L125 255V254H123V255H121L120 256V259L118 258ZM123 260H125V261H123ZM187 262H186V261ZM202 260V261H201ZM210 260V261H209ZM220 260H221V262H220ZM123 261V262H122ZM175 261H176V263H175ZM180 263H179V262ZM208 261V262H207ZM125 262V263H124ZM186 262V263H185ZM131 264H135V263H131Z\"/></svg>",
  "mask_w": 264,
  "mask_h": 264
}]
</instances>
